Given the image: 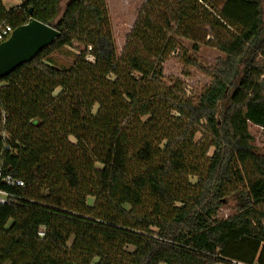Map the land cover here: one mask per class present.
<instances>
[{
    "label": "trees",
    "instance_id": "trees-1",
    "mask_svg": "<svg viewBox=\"0 0 264 264\" xmlns=\"http://www.w3.org/2000/svg\"><path fill=\"white\" fill-rule=\"evenodd\" d=\"M30 20L59 36L0 79L3 174L23 182L1 185L0 264L264 263L263 1L144 0L121 54L105 0H0V23ZM174 52L197 96L162 82Z\"/></svg>",
    "mask_w": 264,
    "mask_h": 264
},
{
    "label": "rangeland",
    "instance_id": "rangeland-1",
    "mask_svg": "<svg viewBox=\"0 0 264 264\" xmlns=\"http://www.w3.org/2000/svg\"><path fill=\"white\" fill-rule=\"evenodd\" d=\"M3 6L9 9L17 6L26 0H1ZM263 7H264V0ZM144 0H105L106 10L109 20V27L114 37L117 52L121 54L132 32V29L137 20L140 9ZM64 2H62V5ZM179 43L183 49L191 53L194 58L204 67H212L214 59L221 56L214 49L199 45L196 51L191 50V44L186 40L180 39ZM73 50L63 49L62 51L51 56L52 64L56 67L70 66L74 60L75 54ZM177 52L169 55L162 63V82L171 86L174 81H180L188 93H194L197 96L204 86L208 83V79L194 68H184L181 58L176 56ZM91 60L90 57H87ZM186 73V74H185ZM57 93V92H56ZM188 95V94H187ZM96 108L93 110L95 113ZM249 132L254 137V145L264 152V130L259 127L249 125ZM194 183V179H190ZM232 205L224 206L219 212L218 218H226L233 213ZM257 209L264 211V204H257ZM223 264V263H217Z\"/></svg>",
    "mask_w": 264,
    "mask_h": 264
},
{
    "label": "water",
    "instance_id": "water-1",
    "mask_svg": "<svg viewBox=\"0 0 264 264\" xmlns=\"http://www.w3.org/2000/svg\"><path fill=\"white\" fill-rule=\"evenodd\" d=\"M58 36L56 30L36 20L15 28L10 37L0 44V79L30 62Z\"/></svg>",
    "mask_w": 264,
    "mask_h": 264
},
{
    "label": "built area",
    "instance_id": "built-area-1",
    "mask_svg": "<svg viewBox=\"0 0 264 264\" xmlns=\"http://www.w3.org/2000/svg\"><path fill=\"white\" fill-rule=\"evenodd\" d=\"M12 31L13 29L10 26L4 23H0V44L6 41L10 37ZM90 59L92 60L91 57ZM260 129L264 130L263 128H260ZM6 150H8V147L6 146L4 141H2V144L0 146V205L7 203L11 198L10 195L1 188V185H5L7 187H14V186L23 187V182L21 180H15V179H12L10 176H5L3 174V170H4L3 169V153ZM40 230H42V228ZM263 233H264V230H263ZM38 234L40 236L43 235L42 231H40ZM229 264H249V263H243V262L231 260ZM251 264H264V263L254 262Z\"/></svg>",
    "mask_w": 264,
    "mask_h": 264
}]
</instances>
